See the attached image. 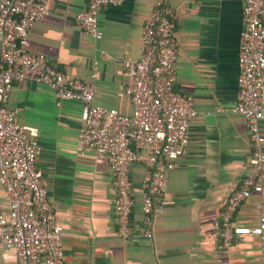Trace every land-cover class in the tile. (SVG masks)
I'll return each instance as SVG.
<instances>
[{
  "label": "crops",
  "instance_id": "obj_1",
  "mask_svg": "<svg viewBox=\"0 0 264 264\" xmlns=\"http://www.w3.org/2000/svg\"><path fill=\"white\" fill-rule=\"evenodd\" d=\"M160 0H124L98 15L101 39L76 24L88 0H49V14L29 28V49L58 69L90 80L98 60L95 102L132 111L123 60L140 56L146 18ZM175 10L178 39L175 90L196 98L199 117L189 129L185 153L168 173L162 210L145 228L142 206L146 168L130 169L134 201L129 237L117 234L114 172L106 159L78 145L83 103L61 100L44 83L15 82L9 106L17 121L39 129L37 166L55 215L64 229L65 264H264L258 237L240 235L222 247L220 213L248 169L253 145L247 119L233 111L239 91V42L244 0H163ZM264 110V100H263ZM264 133V118L262 120ZM264 149V142L262 145ZM0 208L9 200L0 185ZM264 215V191L243 202L235 223L251 226ZM0 264H19L13 249L0 248Z\"/></svg>",
  "mask_w": 264,
  "mask_h": 264
},
{
  "label": "built area",
  "instance_id": "obj_2",
  "mask_svg": "<svg viewBox=\"0 0 264 264\" xmlns=\"http://www.w3.org/2000/svg\"><path fill=\"white\" fill-rule=\"evenodd\" d=\"M48 1L0 0V185L9 200L7 211L0 208V248L13 249L19 264L65 263L64 229L54 221L43 172L37 166L42 150L39 129L18 122L17 110L9 106L15 82L44 83L59 99L83 103L78 145L81 151L93 150L96 158L109 162L116 189L117 234L125 238L133 233L132 164L139 162L146 168L141 206L145 228L141 234L152 237L168 173L185 153L189 129L200 114L195 96L174 88L178 39L171 5L163 0L155 4L143 25L140 56L123 60L125 92L133 108L122 113L95 102L98 60L90 80H82L58 69L45 54L30 51L29 28L49 14ZM123 3L88 0L76 24L101 39L100 11ZM243 22L238 101L233 111L247 119L253 151L241 185L220 213L221 245L226 249L240 235L258 237L264 248V215L251 226L235 223L243 202L264 191V0H244Z\"/></svg>",
  "mask_w": 264,
  "mask_h": 264
}]
</instances>
